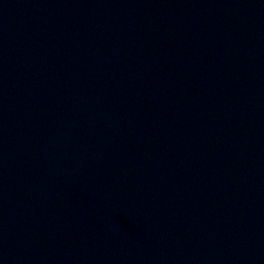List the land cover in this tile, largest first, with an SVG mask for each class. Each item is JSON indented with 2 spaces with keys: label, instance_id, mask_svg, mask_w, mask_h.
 Instances as JSON below:
<instances>
[{
  "label": "water",
  "instance_id": "1",
  "mask_svg": "<svg viewBox=\"0 0 264 264\" xmlns=\"http://www.w3.org/2000/svg\"><path fill=\"white\" fill-rule=\"evenodd\" d=\"M0 264H264V0H0Z\"/></svg>",
  "mask_w": 264,
  "mask_h": 264
}]
</instances>
